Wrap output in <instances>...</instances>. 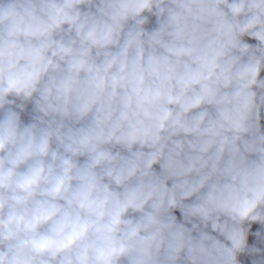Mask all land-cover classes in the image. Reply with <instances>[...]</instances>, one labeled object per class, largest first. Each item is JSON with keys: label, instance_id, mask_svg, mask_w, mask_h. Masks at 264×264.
<instances>
[{"label": "clouds", "instance_id": "1", "mask_svg": "<svg viewBox=\"0 0 264 264\" xmlns=\"http://www.w3.org/2000/svg\"><path fill=\"white\" fill-rule=\"evenodd\" d=\"M264 0H0V264H264Z\"/></svg>", "mask_w": 264, "mask_h": 264}, {"label": "rangeland", "instance_id": "2", "mask_svg": "<svg viewBox=\"0 0 264 264\" xmlns=\"http://www.w3.org/2000/svg\"><path fill=\"white\" fill-rule=\"evenodd\" d=\"M261 123L264 124V119H262Z\"/></svg>", "mask_w": 264, "mask_h": 264}, {"label": "trees", "instance_id": "3", "mask_svg": "<svg viewBox=\"0 0 264 264\" xmlns=\"http://www.w3.org/2000/svg\"><path fill=\"white\" fill-rule=\"evenodd\" d=\"M262 127H264V124H262Z\"/></svg>", "mask_w": 264, "mask_h": 264}]
</instances>
